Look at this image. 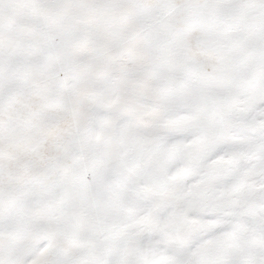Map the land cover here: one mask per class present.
Returning <instances> with one entry per match:
<instances>
[{"label":"snow or ice","instance_id":"6c2138e0","mask_svg":"<svg viewBox=\"0 0 264 264\" xmlns=\"http://www.w3.org/2000/svg\"><path fill=\"white\" fill-rule=\"evenodd\" d=\"M0 264H264V0H0Z\"/></svg>","mask_w":264,"mask_h":264}]
</instances>
